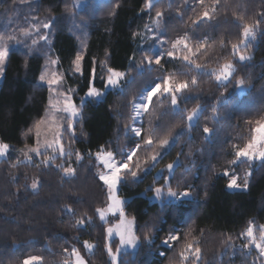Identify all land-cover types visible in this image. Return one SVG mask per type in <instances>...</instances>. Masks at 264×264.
Returning a JSON list of instances; mask_svg holds the SVG:
<instances>
[{
  "label": "trees",
  "instance_id": "obj_1",
  "mask_svg": "<svg viewBox=\"0 0 264 264\" xmlns=\"http://www.w3.org/2000/svg\"><path fill=\"white\" fill-rule=\"evenodd\" d=\"M145 3L99 0L76 9L73 0H0V9L11 20L34 15L52 25L49 40L33 44L0 20V33H13L19 38V42H7L8 57L0 79V140L11 146L8 155L0 159V264H22L32 255L43 258L34 264H63L65 259L71 260L70 251L65 253L64 249L73 247L80 250L87 264H112L105 248L106 223L94 213L96 207L104 206L106 189L98 181L101 165L89 153L105 145L119 158L125 147L134 145L130 130L124 127L131 122V104L146 86L165 74L155 64L149 67L145 62L140 69L137 65L145 55L157 56L166 44L171 45H161L159 39L172 41L184 33L194 45L207 39L206 51L201 50L203 54L196 61L206 67L200 72L190 71L185 62L166 55L161 61L166 72H176L179 80L196 76L198 85L184 94L187 98L182 99L179 112H172L168 100L162 104L157 100L143 117L145 128L152 120L160 125V136L171 132L178 139L170 141L154 167L141 163L137 177L126 175L120 185L126 216L135 218V234L140 240L134 251L120 252L118 264H223L231 247L224 243L228 236L232 237L230 244H236L249 221L264 225V160L254 166L250 161L233 166L240 177L250 169L247 189L227 188L228 178L222 175L229 167L226 162L234 158L233 145L242 146L250 137L246 121L264 116V0H220L213 18L196 25L193 20L204 7L211 10L214 0H205L204 7L197 0H153L151 9ZM157 10L164 15L151 37L149 29L156 21ZM240 15L243 21L236 19ZM244 23L253 26L255 36L247 41V47H241L251 59L240 61L230 45L241 39ZM221 40L226 44L223 48ZM79 41L84 43L83 71L73 74L72 61ZM106 51L111 53L108 65L127 76L121 86L108 90L101 99L89 98L81 103L94 60L95 86H104L101 62ZM48 54L58 58L66 82L75 88V103L80 106L81 115L74 120L73 129L63 135L65 149L83 155L78 164L72 158L77 168L72 179L63 178L54 166L40 165L42 157L33 155L30 163L19 152L25 144L34 143V135L23 133L39 120L47 105L48 88L39 74ZM226 61L233 62L235 71L225 87L210 73ZM241 78L247 89L238 95L234 82ZM221 94L227 103L218 106V118H213L212 107ZM197 105L202 112L189 128L185 110ZM205 126L213 132L205 134ZM145 156L141 151L137 158L142 162ZM18 159L22 162L17 164ZM169 163L174 165L171 171L166 167ZM36 179L40 183L34 191L30 185ZM162 186L176 192L188 190L190 195L182 202L153 198L154 188ZM65 205H71L75 217L62 211ZM85 212L92 217L91 223L75 226L76 217ZM173 230L180 234V242L171 247L162 244ZM189 232L198 241L200 258L189 256L181 261L178 253ZM145 233L152 238L151 244L144 240ZM85 240L95 245L91 252L83 247ZM116 243L113 238V249ZM254 255L236 253L233 261L260 264L261 259Z\"/></svg>",
  "mask_w": 264,
  "mask_h": 264
},
{
  "label": "snow or ice",
  "instance_id": "obj_2",
  "mask_svg": "<svg viewBox=\"0 0 264 264\" xmlns=\"http://www.w3.org/2000/svg\"><path fill=\"white\" fill-rule=\"evenodd\" d=\"M197 3L204 7L205 0H197ZM220 3V0H214L213 7L211 10L204 7V11L201 15L193 20V24H199L203 21L210 20L216 13V5ZM145 7L151 9L153 7V0H146ZM70 10V9H69ZM112 13H110L111 15ZM164 13L162 11H156V25L159 27V20L163 17ZM236 19L243 21L244 17L242 15L236 16ZM259 23V22H257ZM51 22H45L43 24H34L32 28L36 32L40 31V28L44 29L51 28ZM20 34L23 36H30L31 30L21 28ZM137 35L134 33V36ZM255 36L253 26L247 23H244L242 26L241 39L238 43H231L230 47L232 54L238 56L240 61H245L251 59L250 56L244 54L241 51V46L247 47L246 40L249 37ZM40 39L47 40L48 36L41 35ZM154 39H158L154 37ZM8 41H17L19 38L16 34L13 33H0V76L3 75L5 71V64L8 57ZM190 36L188 33L177 36L172 41H166L159 39L161 45L165 43H170L171 48L157 55L154 58L148 55H145L144 60L141 61V65H137V68L140 69L141 66L147 62V65L150 67L152 64L160 66V70L165 72L164 75L157 78L149 87L145 90H142L139 97L134 98V101L131 104L132 114L130 120L136 121L141 120L140 126H135L134 124H126L124 127L126 130H130L136 141L133 147L127 152L124 153L123 150L119 154L110 150L105 145H100L95 153H89L95 157V160L102 166V170H98V181L101 182L102 187L106 189L105 195L106 200L104 201V206L96 207L94 210L95 215L104 223H108L109 215L117 216L118 222L115 225H110L105 228L107 234L105 248L107 250L108 256L111 258L112 264H118V256L121 252V248L124 246L135 248L140 240L134 232L135 218L127 219L126 213L124 210L125 201L119 195L120 185L124 182L125 176L130 175L135 178L138 175V171L141 169V163L154 167L156 163L162 158L163 150L170 146V141L178 139V137H173L171 132L167 135L160 136L158 134V129L160 128L159 124H153L152 120L148 121V127L143 126V117L145 114L150 113V108L155 106L157 100L163 103L164 100L170 102L171 110L173 113L180 111V104L182 99H186L184 96L191 88H194L198 85L197 77L191 76L190 79L179 80L177 78L176 72H166L161 61L166 54L167 57L173 60H180L185 62L186 66L189 67V70H196L197 72L202 71L206 65L197 63V59L200 55L203 54L201 50L206 51L207 39L198 41L195 45L189 43ZM33 44H36V41L33 40ZM220 46L223 48L226 46L224 40L220 41ZM177 51L181 55L177 56ZM111 53L105 52V60L101 62V67L104 70L105 75L101 79L105 83V87L116 88L121 86V82L127 76V73L118 71L117 69L108 65L107 61L110 59ZM84 59L83 53L78 52L72 61V71L73 74L81 73L82 74V61ZM134 59V58H133ZM58 59H51L49 63L51 65L58 64ZM234 65L231 61H226L216 69H212L210 75L214 76L215 80L220 84H224L226 81H230V78L234 75ZM64 75L52 71L48 72L47 70L40 76V80L44 81L49 86V98H48V107L45 112L46 115L40 120L36 121L31 128H29L24 136L34 135L36 138L35 146L24 145L23 148L19 149L20 154L28 162H33V155L36 157H42L40 160V165L44 167L54 166L57 170L62 173L63 178L72 179L76 176L77 168L73 166V157L75 158V163H79L83 160V155L77 151L66 150L63 142V135L65 131H71L73 129V120L74 118L81 115L80 109L76 107L73 102L72 94L74 89L67 88L62 90L64 83ZM96 79V67L95 60L93 61V67L91 69V78L89 80V87L86 92V96L89 98H99L104 95V92L95 87ZM245 80L243 78L237 81L238 86H243ZM226 87V84H224ZM155 98V99H154ZM227 103V100L224 99L223 94L221 98L217 100V104L212 107L213 118H218V106ZM186 111V120L188 122V127L191 128L192 122L198 118L201 114L202 109L199 105L192 108L190 111ZM58 113H64L66 116L64 118L59 117ZM162 115H166L163 113ZM246 123L249 125L250 137L247 141L241 145H233V159L228 160L226 163L229 167H226L222 173L223 176L228 178L227 188L229 189H247L249 187V176L251 172H246L243 177H240L236 174L234 167L239 163L244 161H251L255 159L264 160V116H260L255 121L248 120ZM42 128L44 133H42ZM205 134H211L213 129L205 126L203 128ZM42 134H51L52 139L49 140L47 135L43 143L40 141ZM74 134V133H73ZM10 145L3 140H0V157L7 156L10 151ZM43 148V152L41 149ZM141 151L146 152L144 160L141 162L137 157L138 153ZM50 153V154H49ZM137 158V159H134ZM60 160V163H56L57 160ZM19 159L17 164L21 163ZM12 167H16V164H13ZM167 169L171 171L174 167L173 163H169ZM39 180H33L30 187L32 190H37L39 185ZM154 192L157 197L161 196L163 192L162 187L154 188ZM167 194L172 197L183 196L187 197L190 195V191L186 190L182 193H177L173 191L171 187L167 188ZM66 214L76 216L75 210L71 205H65L62 209ZM92 217L89 216L86 212L76 217L75 226L82 228L86 223H91ZM255 224L253 221H249L246 229L240 234L243 236L247 243L243 244V248H252L254 247L258 252V258H264V225L259 226L258 234L255 231ZM117 234L120 239V246L113 250L111 246V237L113 234ZM191 233L185 234V244L181 251L178 253L179 259L181 261H187L189 256L194 257L198 260L200 258L201 249L198 246V241L195 237H191ZM144 240L149 244L153 242L152 238L148 233H145ZM181 236L175 230L170 231L169 234L162 240V244L166 246H174L176 243H179ZM232 240L231 236H228L224 243L228 246H231L230 242ZM83 247L91 252L95 245L85 240L83 242ZM71 257L74 258V261L71 264H87V261L81 255L80 250L73 247L71 250L65 248L64 252L69 253ZM187 253V255H186ZM163 255V253H161ZM42 257L31 256L27 257L22 261V264H34V262L42 261ZM63 264H70L68 259H65Z\"/></svg>",
  "mask_w": 264,
  "mask_h": 264
},
{
  "label": "rangeland",
  "instance_id": "obj_3",
  "mask_svg": "<svg viewBox=\"0 0 264 264\" xmlns=\"http://www.w3.org/2000/svg\"><path fill=\"white\" fill-rule=\"evenodd\" d=\"M95 1H99V0H73V3H74V6H75V8L76 9H80V8H82L84 5H86L87 3H89V2H95ZM6 15H5V11L3 10H1L0 9V20L2 21V22H4V21H6V23L7 24H9L10 26H12V29H13V32L14 33H18V34H20V29L21 28H25V29H30L31 30V35L30 36H23V35H19V36H21V37H26V38H29V39H31V41H33V40H35L36 42L37 41H43V42H46L47 40H49V29H44L43 27H41L40 28V31L39 32H36L35 31V29L34 28H32V25H34V24H43V23H45L46 22V20L44 19V20H42V19H40V18H35L34 17V15H27L23 20H20V19H13V20H11L10 18H7V20H6ZM8 25V26H9ZM7 26V27H8ZM152 26L153 27H148V28H150L149 29V35H151V37H153L155 34H156V32H155V29L157 28V25H156V23L155 22H153L152 23ZM47 35L48 36V39L47 40H42V39H40V36L41 35ZM251 37H249L247 40H246V42L245 43H247V41L250 39ZM189 43H190V41H189ZM79 45H78V51H77V53L78 52H82V49L84 48V43H82L81 41H79V43H78ZM191 45H194V44H192V43H190ZM167 46V44L161 49V51L159 52V54L158 55H161L162 53H166V51L167 50H169L170 48H171V45L170 46H168V47H166ZM242 48L244 47L243 45L241 46ZM166 55V54H165ZM179 55H181V53L179 52V51H177V56H179ZM155 57V56H154ZM153 57V58H154ZM166 57H167V55H166ZM51 59H58L56 56H52L51 54L49 55L48 54V56H47V59H46V61H45V63H44V65H43V67H42V69H41V71H40V74H39V79H40V76L47 70L48 72H52V71H56V72H58V73H60V74H62V75H64V72L60 69V67H59V62H58V64H56V65H51L50 63H49V61L51 60ZM232 62V61H231ZM233 63V62H232ZM234 65V64H233ZM118 70V69H117ZM118 71H122V70H118ZM122 72H124V71H122ZM1 77L2 76H0V79H1ZM64 77H65V75H64ZM231 79V78H230ZM238 81V80H237ZM237 81L236 82H234V85H235V89H236V93L238 94V95H241V94H243L245 91H246V89H247V87L246 86H238L237 85ZM43 83H45L46 85H47V88H48V98H49V95H50V92H49V86H48V84L46 83V82H44V81H42ZM226 82H228V81H226ZM226 82H224V83H226ZM122 83V82H121ZM151 85V84H150ZM150 85H148V86H146L143 90H145L147 87H149ZM96 87V86H95ZM67 88H72V89H75L73 86H71V85H69L67 82H66V78L64 79V83H63V88H62V90H66ZM97 89H100L101 91H103L104 92V94L108 91V90H110V89H115V88H112V87H105V83H104V86L103 87H96ZM116 88H118V87H116ZM87 92V91H86ZM86 92H85V94H86ZM142 92V91H141ZM141 92L136 96V98L137 97H139L140 96V94H141ZM83 95L82 96V98H81V103L82 102H84L86 99H89V97H87L86 95ZM104 96V95H103ZM103 96H101V97H99V98H95V99H101ZM48 98H47V105H46V108L48 107ZM72 99H73V102H74V104L76 105V103H75V100H74V98H73V94H72ZM134 101V100H133ZM76 107L78 108V109H80V106H77L76 105ZM46 108H45V110H46ZM132 114V113H131ZM46 115V112L44 111V114L39 118V120L42 118V117H44ZM59 117H61V118H64L65 116H66V114H64V113H58L57 114ZM79 117V116H78ZM78 117H76V118H78ZM76 118H74V120L76 119ZM74 120H73V123H74ZM196 120V119H195ZM195 120L193 121V122H195ZM192 122V123H193ZM132 124H134L135 126H140V124H141V120H136V121H132L131 120V122H130V125H132ZM131 132V131H130ZM42 133H44V129L42 128ZM45 135H47V138L49 139V140H51L52 139V137H51V134H42V136L40 137V141H41V143H43V140L45 139ZM131 136H132V138H133V141H136V138L134 137V135H133V133L131 132ZM35 144H36V138H35V141H34V143L32 144V145H29V146H35ZM133 146H128V147H125L124 149H123V152L124 153H127L131 148H132ZM41 151H43V148L41 149ZM5 157V156H4ZM4 157H0V159H2V158H4ZM261 161V159H255V160H251L250 161V164H251V166H254V164H256V163H258V162H260ZM100 170H102V166H100ZM247 172H250V169L249 170H247ZM237 174V173H236ZM182 192H184V191H181V192H177V193H182ZM161 196L163 197V198H165L166 200H172V201H174V202H182L183 201V199H185V198H187V197H189V196H187V197H183V196H177V197H172V196H169L168 194H167V189H163V192H162V194H161ZM161 196H159V197H157L156 196V194L154 193V195L152 196L153 198H161ZM123 199V198H122ZM126 218L127 219H132L131 217H128V216H126ZM118 222V218H117V216H112V215H109V217H108V223H106V226H105V228L106 227H108V226H110V225H115L116 223ZM255 224V223H254ZM255 226H256V228H255V231L257 232V234H258V230H259V226L260 225H256L255 224ZM134 232H135V225H134ZM105 235H106V237H107V234H106V232H105ZM113 238H116V241H117V243H116V246H115V249L117 248V247H119L120 246V239H119V236L117 235V234H113L112 235V237H111V241H112V239ZM90 243H92V242H90ZM245 243H247V240L243 237V236H241L240 237V241L238 242V243H236V244H232L231 245V247L229 248V251H228V255H229V257H228V259L226 260V262L225 263H223V264H237V263H235L234 261H233V259H234V256H235V254L236 253H241V252H245L246 254H248V253H254L255 255L254 256H256V258H258V252H257V250L254 248V247H252V248H243L242 246H243V244H245ZM137 246H138V244H137ZM137 246L135 247V248H132V247H128V246H124V247H122L121 248V252H124V251H134L136 248H137ZM115 249H113L114 251H115ZM231 249V250H230ZM227 252V250H225V252H223L222 254H221V257L225 254ZM81 253V252H80ZM161 253L162 252H159V254L161 255ZM82 255V254H81ZM32 256H35V255H32ZM83 256V255H82ZM28 257H31V256H28ZM119 257V256H118ZM27 258V257H26ZM110 258V257H109ZM111 259V258H110ZM259 259H261V260H259L260 261V264H264V258H259ZM70 261V264H71V262L72 261H74V258L73 257H71V260H69ZM259 261H258V263H259ZM37 262H39V261H37ZM112 262V261H111ZM34 263H36V262H34Z\"/></svg>",
  "mask_w": 264,
  "mask_h": 264
}]
</instances>
